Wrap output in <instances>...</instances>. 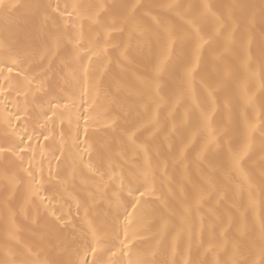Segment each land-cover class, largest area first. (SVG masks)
Segmentation results:
<instances>
[{
  "label": "snow or ice",
  "instance_id": "obj_1",
  "mask_svg": "<svg viewBox=\"0 0 264 264\" xmlns=\"http://www.w3.org/2000/svg\"><path fill=\"white\" fill-rule=\"evenodd\" d=\"M0 264H264V0H0Z\"/></svg>",
  "mask_w": 264,
  "mask_h": 264
},
{
  "label": "bare ground",
  "instance_id": "obj_2",
  "mask_svg": "<svg viewBox=\"0 0 264 264\" xmlns=\"http://www.w3.org/2000/svg\"><path fill=\"white\" fill-rule=\"evenodd\" d=\"M27 2H29V0H6V3L10 5H20V4L27 3ZM109 2H111V0H109ZM145 2H153V0H145ZM183 2L199 3L201 2V0H183ZM208 2L215 4V3H220V2H227V0H208ZM10 10L15 12V8H12ZM257 95H259L258 92H257ZM9 107H11V105H9ZM35 143L36 142L33 141V144Z\"/></svg>",
  "mask_w": 264,
  "mask_h": 264
}]
</instances>
